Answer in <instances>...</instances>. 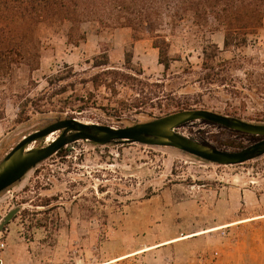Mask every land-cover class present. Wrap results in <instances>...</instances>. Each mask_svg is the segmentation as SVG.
<instances>
[{
	"label": "rangeland",
	"instance_id": "374dc122",
	"mask_svg": "<svg viewBox=\"0 0 264 264\" xmlns=\"http://www.w3.org/2000/svg\"><path fill=\"white\" fill-rule=\"evenodd\" d=\"M69 27L66 21L39 23L34 28L38 57L32 54L24 63L14 65L10 73L0 75V160L23 136L58 119L74 117L126 127L177 111L170 103L178 99L200 101L190 107L222 114L236 110L246 121L264 119V19L262 27L248 36L246 47L223 50L222 31L199 28L189 18L170 24L164 17L159 33L168 43L169 55L175 58L166 73L163 66L158 67L152 51L143 55L144 45L153 42L151 37L132 46L134 68L141 66L139 56L147 66L144 75L148 81L163 82L149 86L152 93L138 107L130 106L135 97L143 99L136 86L100 75L102 69L92 65L106 48L109 65L127 73L124 52L130 50V29L84 23L80 32L86 39L75 46L67 40ZM72 34L75 41L79 31ZM210 42L219 46V59L236 58L232 73L246 87H253L250 90L256 95L243 100L244 104L229 98L224 89L228 86L213 84L208 86L211 92L204 91L206 85L199 73L201 51ZM240 65L247 76L234 70ZM65 66L72 67L76 75L48 84ZM24 98L28 106L18 119V105ZM176 131L226 150L232 149L231 144L247 146L260 139L204 120L185 123ZM39 143L46 144L39 139L30 146ZM224 185L264 192V154L223 166L169 146L71 143L0 192V222L18 208L0 231V243H4L0 264H156L158 259L164 260V254L151 253L161 246L159 243L204 227V221L198 220L203 216L197 213L199 200H194L190 191ZM234 241L218 230L212 237L201 234L181 239L172 248L177 244L224 250ZM143 248V253L138 251ZM126 254L130 255L105 263ZM176 256L183 257L182 253Z\"/></svg>",
	"mask_w": 264,
	"mask_h": 264
},
{
	"label": "trees",
	"instance_id": "16d2710c",
	"mask_svg": "<svg viewBox=\"0 0 264 264\" xmlns=\"http://www.w3.org/2000/svg\"><path fill=\"white\" fill-rule=\"evenodd\" d=\"M164 17L168 18L170 24L189 18L199 28L210 27L211 32L222 31L223 50L239 49L246 47L248 36L262 27L264 0H0V75L10 73L14 65L24 63L32 54L38 57L39 43L34 36V28L39 23L57 21L70 23L67 40L75 46L86 39V34L80 32L81 24L91 23L101 28H129L130 50L124 52V68L127 73L109 65L106 48L95 58L92 65L102 69L100 75L112 76L114 81L122 80L136 86L137 93L143 99L135 97L130 106L138 107L144 103V98L147 99L148 94L152 93L148 87L162 85L163 82H149V77L144 75L141 66L134 68L131 62L132 46L136 40L144 39L146 36L151 37L152 46L158 49V63L163 66V71L166 73L175 58L169 55L168 43L159 33ZM73 30L79 31L75 41L72 40ZM220 51L219 46L214 42L202 47V64L199 73L200 80L206 85L204 91L211 92L210 85L218 84L228 86L224 89L232 100L239 99L243 102L256 95L250 90L253 87L249 85V88L246 87L243 80L232 73L237 63L236 58L221 60L218 58ZM234 70H242L245 76L248 74L243 70L242 65ZM73 74L76 75L73 68L65 66L64 70H57L47 82L52 84L53 80L58 81ZM201 94L202 92L198 95ZM27 102V98H24L18 105V119L24 115ZM199 102L189 103L188 100L181 102L178 99L170 105L174 106L175 110L193 109L190 105ZM223 114L241 118L236 110L226 111ZM249 120L264 123L262 117ZM228 130L261 138V136ZM229 147L232 148L231 150H238L245 145L236 143ZM217 148L222 149L221 146Z\"/></svg>",
	"mask_w": 264,
	"mask_h": 264
},
{
	"label": "water",
	"instance_id": "95a60500",
	"mask_svg": "<svg viewBox=\"0 0 264 264\" xmlns=\"http://www.w3.org/2000/svg\"><path fill=\"white\" fill-rule=\"evenodd\" d=\"M195 120H204L238 132L261 136V138L238 150H223L215 146L188 138L176 128ZM54 138L45 145L42 141L50 134ZM89 141L95 145L137 142L146 145L169 146L217 165H236L264 154V123L246 121L208 109H183L159 116L149 121L126 127H113L98 123L80 121L74 117L58 119L35 130L21 140L0 160V192L21 178L38 163L50 157L61 148L77 142ZM18 208L10 210L0 222L3 229Z\"/></svg>",
	"mask_w": 264,
	"mask_h": 264
},
{
	"label": "crops",
	"instance_id": "0c3cea01",
	"mask_svg": "<svg viewBox=\"0 0 264 264\" xmlns=\"http://www.w3.org/2000/svg\"><path fill=\"white\" fill-rule=\"evenodd\" d=\"M140 41L145 39L136 40L134 47ZM144 46L146 51L143 55L146 56L152 51L158 67L162 66L158 63L156 48L152 44ZM137 59L146 73L147 66L139 56ZM190 192L194 200H199L200 209L197 213L203 216H198V220L204 221V227L190 234L161 242L162 244L159 243L161 246L154 248V252L151 253L156 256L164 254V260L158 259L156 264H264V192L250 187L225 185L215 188L199 187ZM218 230L235 238V241L227 245L224 250L212 247H182L177 244H174L172 248V244L184 239L182 238L184 236L195 238L204 234L206 237H212ZM172 240L174 241L169 242ZM144 249L138 251H145ZM170 253L172 257L168 256ZM181 253L183 257L180 259L176 255ZM129 255L119 256L105 263H111ZM140 264L148 263L142 261Z\"/></svg>",
	"mask_w": 264,
	"mask_h": 264
},
{
	"label": "bare ground",
	"instance_id": "6f19581e",
	"mask_svg": "<svg viewBox=\"0 0 264 264\" xmlns=\"http://www.w3.org/2000/svg\"><path fill=\"white\" fill-rule=\"evenodd\" d=\"M54 136H55V133L50 134V135H48L43 141H44L45 143L50 142V141L54 138ZM182 238H186V236H185V237H182ZM174 240H177V239H174ZM174 240H173V241H174Z\"/></svg>",
	"mask_w": 264,
	"mask_h": 264
},
{
	"label": "built area",
	"instance_id": "2783aa9c",
	"mask_svg": "<svg viewBox=\"0 0 264 264\" xmlns=\"http://www.w3.org/2000/svg\"><path fill=\"white\" fill-rule=\"evenodd\" d=\"M0 247L3 248L4 247V243L1 242L0 243Z\"/></svg>",
	"mask_w": 264,
	"mask_h": 264
}]
</instances>
